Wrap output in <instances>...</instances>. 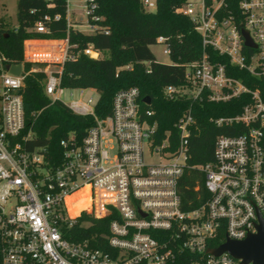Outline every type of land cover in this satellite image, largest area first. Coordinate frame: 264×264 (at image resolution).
Masks as SVG:
<instances>
[{
  "label": "built area",
  "instance_id": "obj_1",
  "mask_svg": "<svg viewBox=\"0 0 264 264\" xmlns=\"http://www.w3.org/2000/svg\"><path fill=\"white\" fill-rule=\"evenodd\" d=\"M141 3L148 12L157 10L156 0ZM85 10L94 33L101 20L96 0H87ZM176 13L194 22L203 56L184 66L185 85L169 86L166 96L216 103L244 94L252 99L239 116L212 120L218 127L241 124L244 130L219 136L215 161L197 167L210 197L184 210L180 187L191 167L190 140L197 126L192 110L176 123V135L159 139L157 124L151 123L154 112L142 106L137 88L119 91L112 113L104 117L97 115L98 102L94 107L62 102L64 63L77 60L68 38L63 53L54 45L40 60L33 55L27 60L25 49L27 62L47 64L33 70L47 76V97L93 121L82 140L70 135L60 142L61 157L54 164L47 147L30 145L34 135L26 132L21 93L24 67L20 76L12 75L0 54V264H244L211 250L220 247L214 244L223 235L225 242H242L258 234L259 216L264 222V102L259 90L230 76L219 59L264 79V0H202L200 5L185 0ZM51 20L46 15L35 30L49 33ZM67 23L74 28L68 16ZM243 31L253 47L246 45ZM157 44L171 54L169 37H158ZM84 54L101 58L92 46ZM78 196L73 215L71 201ZM111 211L119 219L109 226L107 248L66 238L84 214L100 220Z\"/></svg>",
  "mask_w": 264,
  "mask_h": 264
},
{
  "label": "trees",
  "instance_id": "obj_2",
  "mask_svg": "<svg viewBox=\"0 0 264 264\" xmlns=\"http://www.w3.org/2000/svg\"><path fill=\"white\" fill-rule=\"evenodd\" d=\"M157 10L148 12L141 0H96V16L99 29L91 34L68 28V0H17V27L0 22V54L7 65H23L24 88L22 90L25 111L26 132H33L31 147L45 146L49 150V160L58 163L61 157L60 142L70 135L82 140L92 126L90 117H80L68 106L52 100L44 93L46 75L41 71L31 72L37 65L44 69L47 64L28 63L24 59V45L34 40H70V53L77 60L64 63L62 87L70 89H93L99 94L96 112L99 117L112 113V102L121 90L137 88L142 104L146 97L151 105L142 106L153 111L151 123L157 124L159 139L167 133L176 135V123L189 110L195 117L197 126L191 137V156L189 165L181 182L184 210L188 211L202 205L210 197L205 190V175L197 167L215 161L214 152L217 138L223 134L240 135L244 127H218L213 119L236 117L242 113L251 96L244 94L230 101H193L188 98H168L165 94L169 86L185 85L187 63L200 60L202 37L196 32L195 24L187 16L176 13L185 0H156ZM49 15V33L41 34L35 30L36 23ZM60 19L56 20L55 17ZM11 27V28H10ZM170 38L173 63L164 65L157 62L151 46L157 44L158 37ZM76 46L77 48H74ZM92 46L96 51L107 53L106 57L93 59L84 54ZM227 65L229 75L240 79L251 90H259L264 102V79L255 78L247 71L230 67L227 59H219ZM129 65L128 68H124ZM81 196V195H80ZM79 196L71 201V214ZM77 200V201H76ZM97 220L84 214L66 236L69 240H89L97 247L107 248L105 236L110 235V224L119 219L117 212ZM88 223L86 226L83 224ZM221 236L214 244L225 242Z\"/></svg>",
  "mask_w": 264,
  "mask_h": 264
},
{
  "label": "rangeland",
  "instance_id": "obj_3",
  "mask_svg": "<svg viewBox=\"0 0 264 264\" xmlns=\"http://www.w3.org/2000/svg\"><path fill=\"white\" fill-rule=\"evenodd\" d=\"M192 1L199 5L202 3V0H192ZM86 2L87 0H68V5H70L71 21L75 25V28H77L80 32L82 31L85 33H91L92 30H90V28L88 27L87 24L88 22L85 13ZM17 13H18L17 0H0V22L3 21L7 24L10 25L12 24L11 27H17ZM30 40L34 41V39H30ZM51 44L56 45V48L57 46L58 48L62 47L60 51L61 53L64 52L65 42H63V40H59L58 42H53V43L51 42ZM27 45H28L27 42H25L24 51ZM165 49H166L165 45H161V44H155L151 46V51L153 55H155L157 62L164 65L172 64L173 59L170 57V55L164 54ZM106 55L107 53L101 52L99 57L101 58L106 57ZM91 58L97 59V57H95L94 55ZM30 62L33 64L40 63L39 61H28V63ZM128 67L129 65L125 66L124 68H128ZM38 69L39 67L37 65H33L31 67V72H33V70H38ZM52 69H57V68L52 67ZM64 92L65 94L61 97V100L66 105H71L73 103H86L89 104L90 107H94L99 100V94L93 91L92 89H85L82 93L80 92L79 89L66 88Z\"/></svg>",
  "mask_w": 264,
  "mask_h": 264
},
{
  "label": "water",
  "instance_id": "obj_4",
  "mask_svg": "<svg viewBox=\"0 0 264 264\" xmlns=\"http://www.w3.org/2000/svg\"><path fill=\"white\" fill-rule=\"evenodd\" d=\"M242 34L246 38V45L253 47L252 40L247 32L243 31ZM7 69L12 75L20 76L23 70L22 65L8 66ZM146 106L151 105V99L146 97L143 100ZM258 234L249 235L242 242L232 241L227 239L225 244L217 249L211 250L215 256H221L229 253L237 260L243 261L244 264H264V222L259 216Z\"/></svg>",
  "mask_w": 264,
  "mask_h": 264
},
{
  "label": "crops",
  "instance_id": "obj_5",
  "mask_svg": "<svg viewBox=\"0 0 264 264\" xmlns=\"http://www.w3.org/2000/svg\"><path fill=\"white\" fill-rule=\"evenodd\" d=\"M70 12L71 11H70V5H69L68 18L71 20ZM74 28H75V25H74ZM75 29H77V28H75ZM91 33H86V34H91ZM26 42L28 44L26 46V50H27L26 59L28 60L29 56L33 55L36 60H40L39 57H42L43 55L47 56V55L51 54L53 46H54V45L51 44V42L53 43V42H58V41L57 40H47L46 39V40H34V41L29 40V41H26ZM33 42L34 43L37 42V43L34 44Z\"/></svg>",
  "mask_w": 264,
  "mask_h": 264
}]
</instances>
